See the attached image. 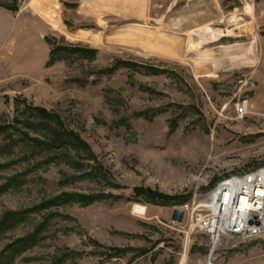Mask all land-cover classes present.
<instances>
[{
  "label": "rangeland",
  "instance_id": "1",
  "mask_svg": "<svg viewBox=\"0 0 264 264\" xmlns=\"http://www.w3.org/2000/svg\"><path fill=\"white\" fill-rule=\"evenodd\" d=\"M33 1L0 0V264H264V231L212 244L193 220L264 167V0H43L58 27ZM64 128L88 148L48 146Z\"/></svg>",
  "mask_w": 264,
  "mask_h": 264
},
{
  "label": "bare ground",
  "instance_id": "2",
  "mask_svg": "<svg viewBox=\"0 0 264 264\" xmlns=\"http://www.w3.org/2000/svg\"><path fill=\"white\" fill-rule=\"evenodd\" d=\"M145 1L146 0H116V3H119L121 6H123V8L125 9V11L128 10H132V9H136L139 10L141 12H143L144 10V5H145ZM43 0H34L33 1V8L34 11H36L41 17H43L44 19H46V21H48L51 25L58 27V21L55 18V15H53L54 10L51 8V6H45ZM95 2V1H94ZM97 3V2H96ZM105 3V2H104ZM100 6H104V5H100ZM106 7V6H105ZM109 8V7H108ZM55 9V8H54ZM119 9V8H118ZM114 10V9H113ZM124 11V12H125ZM118 12V11H117ZM137 13V12H136ZM140 14V13H139ZM230 21H234L235 17H231L229 19ZM236 22V21H235ZM60 25V24H59ZM136 25V24H135ZM126 26V25H125ZM128 26V25H127ZM139 26L136 27H127L126 29H124L123 31L120 30L119 34L121 32H124L126 34V36H132L135 37L137 35H135V31H137V28ZM175 27V26H174ZM120 28V27H119ZM125 28V27H123ZM142 28V27H140ZM151 28V27H150ZM154 29L155 28H151ZM115 30V29H114ZM160 30V29H159ZM238 30V29H237ZM112 31V30H111ZM145 31V30H144ZM152 31V30H151ZM158 32V31H157ZM108 33V32H107ZM138 33V31H137ZM153 33V32H151ZM155 33V32H154ZM159 33V32H158ZM171 33V32H170ZM112 34V33H111ZM122 34V33H121ZM144 34V33H143ZM162 34V33H161ZM169 34V32H168ZM107 35V34H106ZM110 35V34H109ZM148 35V34H146ZM151 35V34H150ZM155 35V34H154ZM171 35V34H170ZM105 36V35H104ZM112 36V35H111ZM110 36V37H111ZM117 36V35H116ZM125 36V37H126ZM140 36V35H139ZM137 36V37H139ZM144 36V35H143ZM164 36V34L162 35ZM161 36V37H162ZM176 36V35H174ZM235 36V35H234ZM239 36V35H238ZM152 37V36H151ZM150 37V38H151ZM172 37V36H170ZM112 38V37H111ZM149 38V36L145 37V39ZM158 38V37H157ZM124 39V38H122ZM138 40V39H136ZM148 40V41H149ZM159 40V39H158ZM164 42L162 43H165ZM135 41V40H134ZM133 41V42H134ZM120 42V41H119ZM117 43V42H116ZM139 43V42H138ZM129 44V43H128ZM133 44V43H132ZM140 44V43H139ZM167 46V45H166ZM152 47V46H151ZM157 47V46H156ZM232 48H234V45L231 46ZM238 47V46H237ZM221 48V47H219ZM242 48V47H241ZM246 48V47H245ZM244 48V49H245ZM144 49V48H143ZM150 49V48H149ZM166 49V48H165ZM168 49V48H167ZM226 49H228V47H226ZM135 50V49H133ZM177 50V49H176ZM246 50V49H245ZM156 50H154L153 52H155ZM162 51V50H160ZM169 51V50H168ZM208 51V50H207ZM207 51H199V57L201 56H205L207 54ZM220 51V50H219ZM224 51V50H223ZM165 52V50H164ZM245 52V51H244ZM247 52V51H246ZM159 53V52H158ZM167 53V52H165ZM173 53V52H172ZM197 53V52H196ZM162 54V53H160ZM223 54V53H222ZM226 54V53H224ZM244 54V53H243ZM167 55H170L169 53H167ZM177 55H179V53H177ZM197 55V54H196ZM229 55V54H228ZM233 55V54H232ZM238 55V54H237ZM221 56V55H220ZM227 56V55H226ZM174 57V56H173ZM232 57V56H231ZM240 57V56H239ZM218 58V57H217ZM234 58V57H233ZM235 59V58H234ZM229 61V60H228ZM247 61V60H246ZM204 64V63H203ZM233 64V63H232ZM223 65V64H220ZM249 187V186H248ZM247 185H242V186H236V182L233 181H228L225 183H222L221 185H219L211 194V201L210 203L207 205L210 210L212 211L213 214L217 215V217L219 219H225L224 223L221 225V223H219V219H217V222L215 223V228L218 230V228L224 229L222 234L228 233L229 231L227 230H231L234 227L239 226L240 224H243L244 222L248 223H256V221L259 218V224L264 222V184H259V188H257L254 193H253V189L248 188ZM257 196L259 197V199L257 198ZM259 200V208L255 207V203L256 201ZM145 207L140 206V205H135L134 206V211L138 214H144L145 213ZM249 209V212H247ZM259 209V210H258ZM252 211V212H251ZM251 213V214H250ZM250 214V215H249ZM216 232H221V231H216ZM188 241V240H187ZM186 262V245H185V250L184 253L182 254L179 264H185Z\"/></svg>",
  "mask_w": 264,
  "mask_h": 264
},
{
  "label": "built area",
  "instance_id": "3",
  "mask_svg": "<svg viewBox=\"0 0 264 264\" xmlns=\"http://www.w3.org/2000/svg\"><path fill=\"white\" fill-rule=\"evenodd\" d=\"M235 111H236V114L239 116H242L243 114H245L247 111L246 102L243 101L240 104H236L235 105ZM230 180L233 182H236V186H242V185L246 184L247 187L249 186L248 188L253 189V193H254V191L257 188H259V184H264V167H261L255 171H253V172H250V173L232 175V176L228 177L227 179L222 180L217 185V187L219 185H221L222 183L228 182ZM257 198L259 199L258 196H257ZM255 207L259 208V200L256 201ZM179 208L183 209L186 212L188 209V206L185 204L183 206H180ZM247 212H249V209ZM217 219H219V218L217 217V215H215L213 213H211L209 216H204L201 214H195V216L193 217V220H194L197 227L208 231V233L210 234V240H211L212 244L214 243V240L217 238V236L220 233L222 234L224 231V229L221 228V225L224 223L225 219H219V223H221V225H220V228H218V230L215 228V223L217 222ZM216 231H221V232L219 233ZM227 231H229L228 233L239 234V235H241V237L249 238V237L257 236V235H259L260 232L264 231V222L259 224V218H258L256 223H254V222L248 223V221H247V222H244L243 224H240L239 226L234 227L231 230H227Z\"/></svg>",
  "mask_w": 264,
  "mask_h": 264
},
{
  "label": "trees",
  "instance_id": "4",
  "mask_svg": "<svg viewBox=\"0 0 264 264\" xmlns=\"http://www.w3.org/2000/svg\"><path fill=\"white\" fill-rule=\"evenodd\" d=\"M60 48H53L50 52V57H49V62L53 61V56L54 54L57 52V50ZM70 51H73V49H69ZM87 51V49H84ZM31 109L35 110L37 112V114L40 115V117H43L47 120L56 122L57 125H61V120L60 117L57 115V113H52L47 111L44 108L41 107H31ZM59 132L55 133L49 138V143L48 146L50 147H64V144L68 143L69 145L75 146L77 145V147L81 148V149H86L88 148L87 144L79 137V135L72 131V130H68L66 128L62 129L61 131L58 130ZM134 193L136 195H144L146 196V198L150 199V200H156V199H166L167 200V196L162 195L160 193H157L156 191H152L151 189H142L139 187H135L133 189ZM67 196V195H66ZM68 197L75 200V201H79L83 204H85L86 202H89L90 200L95 199V195L92 196H88V195H82V194H68ZM163 201V200H162ZM2 223V222H1Z\"/></svg>",
  "mask_w": 264,
  "mask_h": 264
},
{
  "label": "water",
  "instance_id": "5",
  "mask_svg": "<svg viewBox=\"0 0 264 264\" xmlns=\"http://www.w3.org/2000/svg\"><path fill=\"white\" fill-rule=\"evenodd\" d=\"M185 215V211L179 207H174L171 211L170 219L177 223H181L183 221Z\"/></svg>",
  "mask_w": 264,
  "mask_h": 264
},
{
  "label": "crops",
  "instance_id": "6",
  "mask_svg": "<svg viewBox=\"0 0 264 264\" xmlns=\"http://www.w3.org/2000/svg\"><path fill=\"white\" fill-rule=\"evenodd\" d=\"M259 90V110L261 111L262 114H264V97L261 94Z\"/></svg>",
  "mask_w": 264,
  "mask_h": 264
}]
</instances>
